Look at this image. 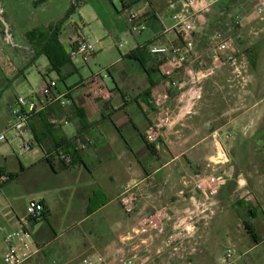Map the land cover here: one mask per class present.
<instances>
[{
  "label": "crops",
  "instance_id": "0c3cea01",
  "mask_svg": "<svg viewBox=\"0 0 264 264\" xmlns=\"http://www.w3.org/2000/svg\"><path fill=\"white\" fill-rule=\"evenodd\" d=\"M0 1L15 43L5 46L11 69L0 67L12 80L0 99V133L21 96L13 93L2 106L3 95L17 80H27L31 66L42 86L56 80L57 94H65L29 121L24 137L34 141L31 151L20 149L23 154L16 156L0 144V170L14 175L0 186V264L3 230L18 227L27 197L42 202L49 215L31 224L35 253L23 264H77L96 253L112 260L118 253L133 255L138 239L146 244L137 252V264H223L227 249L235 253L230 264H260L247 258L264 239L253 221L255 209L247 208L245 199L235 200V188L246 182L234 184L230 154L231 148L247 145L245 132L256 134L264 121V26L259 22L264 18L253 8L254 0H215L197 15L195 48L172 75L161 71L165 57L150 49L182 47L172 19L183 9L181 0H173L175 9L169 7L172 0ZM231 9L240 20L238 29L227 18ZM131 14L144 29L131 30ZM64 18L59 42L66 53L78 33L95 44L96 53L87 63L70 60L58 74L45 55H36L28 33ZM218 33L223 40L216 38ZM133 52L136 58L128 57ZM169 81L182 85L170 87ZM40 91L32 89L26 97ZM77 111L89 125L83 139ZM52 116L68 123L53 127ZM158 124V136L151 141L146 133ZM63 139L77 142L70 166L54 153ZM220 152L225 155L221 161ZM213 172L224 174L226 181L208 200L182 184ZM128 186L138 195L132 214H125L119 201ZM162 208L169 215L164 228L131 241L140 222ZM220 216L225 245L216 253L213 223ZM245 221L253 223L258 242ZM177 229L185 237L170 245Z\"/></svg>",
  "mask_w": 264,
  "mask_h": 264
},
{
  "label": "built area",
  "instance_id": "2783aa9c",
  "mask_svg": "<svg viewBox=\"0 0 264 264\" xmlns=\"http://www.w3.org/2000/svg\"><path fill=\"white\" fill-rule=\"evenodd\" d=\"M183 9L173 14L174 30L177 33L181 43V48H168L165 46H154L150 49L152 54L163 55L165 63L161 67V71L165 75H172L175 70L183 68L189 61L191 54L195 48V18L197 15L208 10L209 6L215 0H181ZM169 7L175 9L176 1H170ZM257 13L260 18H264V0H259L257 6ZM135 15L131 14L128 21L131 25L133 32H138L145 27L143 25H135ZM236 22L240 20L236 17ZM218 40H223V36L218 33L216 35ZM228 40L220 44L219 48L225 50L227 48ZM13 46L14 36L10 23L5 17L3 5L0 1V67L3 71L11 69L10 60L5 54V46ZM96 53L95 44L89 41L83 34H75L69 43L68 56L70 60H82V62H89ZM108 75L106 74L105 77ZM170 87H181V83L169 81ZM58 82L56 80L48 79L44 82L41 91L38 95L31 97L18 96L15 105L12 108V119L4 131L0 133V144L11 143L13 141H20L19 147L23 151H31L34 147V141L25 139L24 134L28 128L29 121L34 115L39 114L46 107L58 101L63 95H58L56 92ZM159 106H163L162 99L157 100ZM49 123L53 127H59L62 124H67L68 121H60L56 117H50ZM160 124L152 127L146 136L149 140H153L158 136ZM12 132L11 136L8 133ZM86 144L81 143L79 148L84 149ZM55 155L59 157L65 166L72 164V155L63 150L54 151ZM49 156V154H48ZM221 157V156H220ZM223 157V156H222ZM221 158L218 160L221 161ZM213 164H216V162ZM10 181V173L0 170V186ZM226 177L221 173H209L206 175H197L191 179H184L183 185L191 187L193 190L202 194L208 200L217 190L225 183ZM134 186L126 187L119 197L120 205L125 214H132L137 207L138 195L133 190ZM182 197H185V191L180 192ZM241 199L250 200L251 196L248 191L241 194ZM43 203L40 201L30 202L25 212L18 218L17 228H7L3 230L5 252L3 254V264H23L28 261L35 253L33 245V236L30 231L32 223L42 219ZM167 220H169L168 212L165 209H158L145 217L136 228L135 233L130 238L131 241L140 238L143 234L161 231ZM185 235L181 230L169 237L168 243L173 245L179 240H182ZM146 241L138 239L134 247L136 252L133 255H126L118 253L114 259L110 260L106 255L93 254L91 256L81 259L77 264H137L138 263V250L145 246ZM235 256L232 249H227L224 255V262L230 263Z\"/></svg>",
  "mask_w": 264,
  "mask_h": 264
},
{
  "label": "rangeland",
  "instance_id": "374dc122",
  "mask_svg": "<svg viewBox=\"0 0 264 264\" xmlns=\"http://www.w3.org/2000/svg\"><path fill=\"white\" fill-rule=\"evenodd\" d=\"M259 3V0H254L252 3L253 8L256 11V7ZM250 9V7H249ZM255 11L252 13L255 14ZM231 26L235 29L240 28V23L236 22V15H229ZM262 22V26H264V20H259ZM221 31V30H217ZM230 37V36H229ZM44 60V58H43ZM264 69V67H263ZM107 74L106 70H103V74ZM42 88L41 76L35 66H31L27 73V80L19 79L17 80L12 89L5 92L3 95L2 106L7 102L8 97L13 95V93L17 95H21L26 97V95L33 89ZM167 89L169 87H166ZM263 94H264V77H263ZM5 130V129H4ZM2 130V131H4ZM246 144L243 147H236L230 149V154L232 156V166L234 167L233 180L236 186L239 185V181H245V185L241 187V189L235 188V200H240L241 194L246 191L249 192L251 199L246 203L247 208H254L257 213V218L254 221L256 228L263 236L264 239V121L262 127L256 132L254 135H249L250 131H246ZM12 132L8 133V136H11ZM257 139V140H256ZM6 146V150L11 152L13 155L19 156L22 155L23 152L20 150L19 144L20 141L16 140L11 143H4ZM258 144V145H255ZM218 156H223L224 154L220 152ZM21 158V157H20ZM218 160V159H217ZM27 201H32L31 198L27 197ZM29 201V203H30ZM28 203V204H29ZM222 217H218L214 220L213 223V231L216 236H214V248L216 253H222L225 245V241L223 240L222 231L220 228L222 226ZM226 252V251H225ZM225 255V253H224ZM248 260L252 262L259 260L262 264H264V244H262L258 249L251 252L247 256ZM224 260V256H223ZM224 262V261H223ZM260 263V264H261ZM223 264H230L224 262Z\"/></svg>",
  "mask_w": 264,
  "mask_h": 264
},
{
  "label": "trees",
  "instance_id": "16d2710c",
  "mask_svg": "<svg viewBox=\"0 0 264 264\" xmlns=\"http://www.w3.org/2000/svg\"><path fill=\"white\" fill-rule=\"evenodd\" d=\"M230 14H234V11L231 9ZM229 20L231 18L227 17ZM66 18L59 21L55 25H50L47 28H36L28 33V37L31 40L36 55H45L50 63V68L52 71H56L58 74L61 73V68L64 67L66 64L69 63L70 58L62 45L59 42V34H60V27L64 23ZM130 58H136V53H131L128 55ZM145 67V66H144ZM147 69V68H146ZM148 75L150 74L149 70H147ZM12 80L7 78L4 73L0 69V99L2 97V94L5 90L9 89L10 82ZM151 86H153V81L150 80ZM79 122H80V128H79V137L81 139L84 138V136L88 133L89 125L86 122L85 118L79 114ZM76 143L75 140H67L63 139L61 140L58 149L64 148L65 152H68L72 155V163L75 162L76 158L74 153H76ZM150 146V145H148ZM14 178V175L10 173V181ZM9 181V182H10ZM8 183V182H7ZM43 211H42V219L47 221V217L49 215L48 210L43 204ZM253 218H256L255 216ZM244 226L249 233V235L252 237V239L256 242H258V235L254 228V225L252 222L245 221Z\"/></svg>",
  "mask_w": 264,
  "mask_h": 264
}]
</instances>
